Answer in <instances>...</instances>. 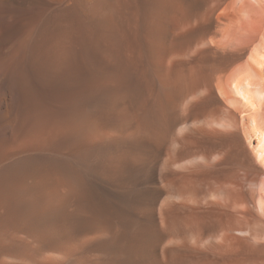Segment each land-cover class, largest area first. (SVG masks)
<instances>
[{
  "label": "bare ground",
  "instance_id": "bare-ground-1",
  "mask_svg": "<svg viewBox=\"0 0 264 264\" xmlns=\"http://www.w3.org/2000/svg\"><path fill=\"white\" fill-rule=\"evenodd\" d=\"M0 264H264V0H0Z\"/></svg>",
  "mask_w": 264,
  "mask_h": 264
}]
</instances>
